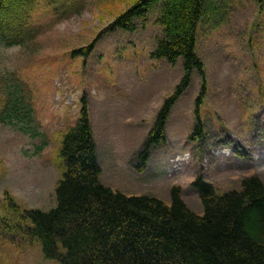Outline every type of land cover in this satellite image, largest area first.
Here are the masks:
<instances>
[{
	"label": "rangeland",
	"instance_id": "rangeland-1",
	"mask_svg": "<svg viewBox=\"0 0 264 264\" xmlns=\"http://www.w3.org/2000/svg\"><path fill=\"white\" fill-rule=\"evenodd\" d=\"M75 1L79 11L70 10L69 0H58L68 9L55 14L53 1L38 0L30 41L13 47L0 42V87L4 91L6 79L10 89H18L17 98L11 97L18 116L11 123L0 120V264H57L44 258L38 243L10 230L8 222L21 221L23 209L54 206L63 174L58 149L79 120L82 98L101 183L112 190L169 204L174 187L188 208L201 214L192 185L198 177L217 193L238 190L250 176L264 183V6L254 0L205 1L217 11L199 26L196 46L205 70L199 109L203 136L190 139L202 85L193 70L171 109L165 141L152 147L142 169L141 145L184 76L182 59L172 65L151 57L162 34L158 5L136 21L134 32L104 33L88 57L74 56L138 0ZM3 91L0 102L7 96Z\"/></svg>",
	"mask_w": 264,
	"mask_h": 264
},
{
	"label": "trees",
	"instance_id": "trees-1",
	"mask_svg": "<svg viewBox=\"0 0 264 264\" xmlns=\"http://www.w3.org/2000/svg\"><path fill=\"white\" fill-rule=\"evenodd\" d=\"M37 1L0 0V42L4 46H24L34 36L30 22ZM49 1H53L49 4L55 14L58 9L67 12L58 0ZM69 1L70 10L79 11L80 4ZM205 1L138 0L101 31L86 51L73 53L88 57L104 33L134 32L137 20L160 7L162 34L151 57L172 65L182 59L184 76L164 100L145 138L142 167L152 147L165 140L171 109L189 86L193 70L202 85L195 99L196 123L190 139L203 136L199 109L206 83L204 65L196 54L197 34L202 22L217 11V6L205 7ZM254 1L263 8L264 0ZM17 90L16 86L10 89L4 79L7 96L0 102L4 123L18 116L17 103L11 99L17 98ZM96 151L87 102L82 98L79 120L63 135L58 149L63 174L55 189V206L49 211L23 209L22 220H17L23 222L19 227L27 239L40 244L45 258L58 264H264V184L257 177L244 178L240 190L221 195L198 177L193 186L203 212L197 215L181 200L179 189H172L167 206L156 198L129 197L104 186ZM11 206L18 210L13 202Z\"/></svg>",
	"mask_w": 264,
	"mask_h": 264
}]
</instances>
